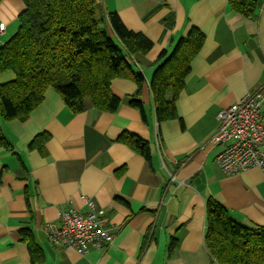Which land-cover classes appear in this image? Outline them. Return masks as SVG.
I'll return each instance as SVG.
<instances>
[{
  "label": "crops",
  "instance_id": "1",
  "mask_svg": "<svg viewBox=\"0 0 264 264\" xmlns=\"http://www.w3.org/2000/svg\"><path fill=\"white\" fill-rule=\"evenodd\" d=\"M97 2L101 14L116 12L154 43L133 59L145 76L142 108L130 104L137 83L114 78L116 112L86 98L75 113L49 87L28 119L0 115L8 143L0 146V264H219L205 243L209 199L243 225H264V169L226 175L216 160L222 148L211 141L219 111L264 86V0L253 17L229 0ZM24 9L23 0L0 2V46L17 32ZM192 27L205 39L176 99L178 116L158 122L151 91L157 59ZM14 78L0 70V85ZM125 131L148 141L151 161L120 141ZM83 196L104 209L113 234L107 247L87 253L51 242L44 230L65 209L87 212Z\"/></svg>",
  "mask_w": 264,
  "mask_h": 264
},
{
  "label": "trees",
  "instance_id": "2",
  "mask_svg": "<svg viewBox=\"0 0 264 264\" xmlns=\"http://www.w3.org/2000/svg\"><path fill=\"white\" fill-rule=\"evenodd\" d=\"M23 1L25 9L18 17L17 32L0 46V70L15 73L13 80L0 85L3 120L28 119L49 87L55 88L75 113L85 110L86 98L102 110L116 112L121 98L112 90L114 78L137 83L130 104L142 108L138 97L145 76L135 69L133 59L152 50L154 43L147 35L128 29L116 12L101 14L97 0ZM229 4L253 17L258 0H229ZM204 39V33L192 27L170 52L165 49L159 55L151 80L158 122L178 116L176 99ZM119 139L151 161L148 141L129 131ZM0 146H8L1 126ZM206 223L205 243L219 264H264V225L239 223L214 199L207 202Z\"/></svg>",
  "mask_w": 264,
  "mask_h": 264
},
{
  "label": "built area",
  "instance_id": "3",
  "mask_svg": "<svg viewBox=\"0 0 264 264\" xmlns=\"http://www.w3.org/2000/svg\"><path fill=\"white\" fill-rule=\"evenodd\" d=\"M5 30L6 23L0 22V36ZM263 106L264 86L219 111V125L211 141L222 148L216 160L226 175L254 167L264 169ZM83 198L90 207L87 212L65 209L60 221L46 223L44 230L51 242L87 253L92 247H107L113 234L105 227L104 209H97L89 197Z\"/></svg>",
  "mask_w": 264,
  "mask_h": 264
}]
</instances>
